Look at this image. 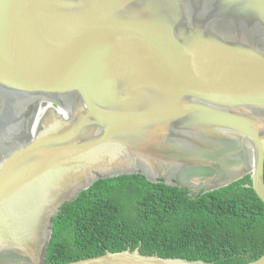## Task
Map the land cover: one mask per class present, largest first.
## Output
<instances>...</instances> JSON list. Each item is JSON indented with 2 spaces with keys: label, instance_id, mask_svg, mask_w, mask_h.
I'll return each mask as SVG.
<instances>
[{
  "label": "water",
  "instance_id": "95a60500",
  "mask_svg": "<svg viewBox=\"0 0 264 264\" xmlns=\"http://www.w3.org/2000/svg\"><path fill=\"white\" fill-rule=\"evenodd\" d=\"M131 174L264 202V0H0V264H53L63 206Z\"/></svg>",
  "mask_w": 264,
  "mask_h": 264
},
{
  "label": "trees",
  "instance_id": "16d2710c",
  "mask_svg": "<svg viewBox=\"0 0 264 264\" xmlns=\"http://www.w3.org/2000/svg\"><path fill=\"white\" fill-rule=\"evenodd\" d=\"M247 184L251 174L193 196L143 174L100 179L54 217L46 262L140 247L204 264H245L264 253V202Z\"/></svg>",
  "mask_w": 264,
  "mask_h": 264
}]
</instances>
